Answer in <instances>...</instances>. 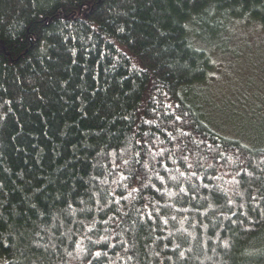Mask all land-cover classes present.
Returning a JSON list of instances; mask_svg holds the SVG:
<instances>
[{
    "label": "trees",
    "instance_id": "trees-1",
    "mask_svg": "<svg viewBox=\"0 0 264 264\" xmlns=\"http://www.w3.org/2000/svg\"><path fill=\"white\" fill-rule=\"evenodd\" d=\"M244 26L264 0H0V264H264V144L186 98L198 30Z\"/></svg>",
    "mask_w": 264,
    "mask_h": 264
},
{
    "label": "rangeland",
    "instance_id": "rangeland-1",
    "mask_svg": "<svg viewBox=\"0 0 264 264\" xmlns=\"http://www.w3.org/2000/svg\"><path fill=\"white\" fill-rule=\"evenodd\" d=\"M197 33L216 46L209 48L216 66L211 80L192 87L186 98L220 136L250 147L264 144V27Z\"/></svg>",
    "mask_w": 264,
    "mask_h": 264
}]
</instances>
